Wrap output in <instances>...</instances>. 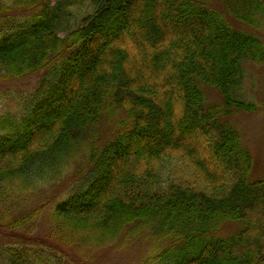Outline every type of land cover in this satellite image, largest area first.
<instances>
[{
  "label": "trees",
  "instance_id": "1",
  "mask_svg": "<svg viewBox=\"0 0 264 264\" xmlns=\"http://www.w3.org/2000/svg\"><path fill=\"white\" fill-rule=\"evenodd\" d=\"M51 3L0 0V76L42 72L22 114L0 116V194L59 175L88 141L90 169L48 210L58 240L94 247L148 230L162 240L151 264H264V176L248 179L252 156L229 118L256 109L244 61L264 62L251 29L264 0H63V28ZM204 86L221 100L207 103ZM113 114L120 128L96 146ZM225 222L240 227L220 236ZM21 243L0 264L60 263L37 239Z\"/></svg>",
  "mask_w": 264,
  "mask_h": 264
},
{
  "label": "rangeland",
  "instance_id": "2",
  "mask_svg": "<svg viewBox=\"0 0 264 264\" xmlns=\"http://www.w3.org/2000/svg\"><path fill=\"white\" fill-rule=\"evenodd\" d=\"M63 0H51L53 7H59L58 12L68 16V10L62 4ZM222 0H211L213 5L223 6ZM74 4L75 13L90 12V3L76 10L79 4ZM3 13L25 17L30 10L11 9ZM67 18V17H66ZM68 20V21H67ZM61 16L60 26L73 25V20ZM258 27H251L264 42V20L259 21ZM67 31H61L65 36ZM42 72H36L21 78H3L0 76V116L11 112L13 118L22 114L24 101L30 97L38 85ZM243 88L245 99L256 106L254 111L232 109L229 117L240 133L243 145L248 148L252 156V165L248 179L255 180L264 176V62L244 61ZM207 103L221 100L219 92L211 87L204 86ZM119 116H104L98 125L95 138L96 146L112 138L120 128ZM88 141L83 142L72 154V160L65 164L59 175L48 179L39 175L24 188H12L7 194H0V253L6 245L20 241L29 246L32 240H38L41 245L51 247V254L57 256L59 264H151L149 256L154 251L156 239L148 235V230L137 234H127L122 231L114 240L97 246H70L55 237L48 220L49 208L60 198L73 191L83 180L91 164L87 160ZM71 157V156H70ZM21 221L19 222V220ZM17 220L18 224H15ZM240 227L239 223L225 222L217 230L220 236L234 233ZM36 238V239H32ZM162 243V240L156 245ZM3 256L0 255V261ZM54 257L50 264L54 263Z\"/></svg>",
  "mask_w": 264,
  "mask_h": 264
}]
</instances>
